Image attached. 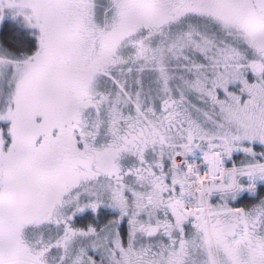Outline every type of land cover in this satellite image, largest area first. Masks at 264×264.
<instances>
[{"label":"snow or ice","instance_id":"1","mask_svg":"<svg viewBox=\"0 0 264 264\" xmlns=\"http://www.w3.org/2000/svg\"><path fill=\"white\" fill-rule=\"evenodd\" d=\"M0 29V264H264V0H0Z\"/></svg>","mask_w":264,"mask_h":264},{"label":"clouds","instance_id":"2","mask_svg":"<svg viewBox=\"0 0 264 264\" xmlns=\"http://www.w3.org/2000/svg\"><path fill=\"white\" fill-rule=\"evenodd\" d=\"M178 157H180L181 159H177ZM183 154L182 153H177L175 155L172 156V163L174 167H179L180 164L182 163H186V161L182 158Z\"/></svg>","mask_w":264,"mask_h":264},{"label":"trees","instance_id":"3","mask_svg":"<svg viewBox=\"0 0 264 264\" xmlns=\"http://www.w3.org/2000/svg\"><path fill=\"white\" fill-rule=\"evenodd\" d=\"M2 37L3 39H11L12 33L9 32L7 29H2Z\"/></svg>","mask_w":264,"mask_h":264},{"label":"rangeland","instance_id":"4","mask_svg":"<svg viewBox=\"0 0 264 264\" xmlns=\"http://www.w3.org/2000/svg\"><path fill=\"white\" fill-rule=\"evenodd\" d=\"M0 40H4L2 37V29H0Z\"/></svg>","mask_w":264,"mask_h":264}]
</instances>
